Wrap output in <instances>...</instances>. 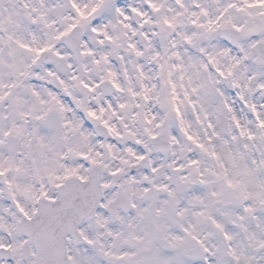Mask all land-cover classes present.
I'll return each mask as SVG.
<instances>
[{"label": "snow or ice", "instance_id": "1", "mask_svg": "<svg viewBox=\"0 0 264 264\" xmlns=\"http://www.w3.org/2000/svg\"><path fill=\"white\" fill-rule=\"evenodd\" d=\"M0 264H264V0H0Z\"/></svg>", "mask_w": 264, "mask_h": 264}]
</instances>
